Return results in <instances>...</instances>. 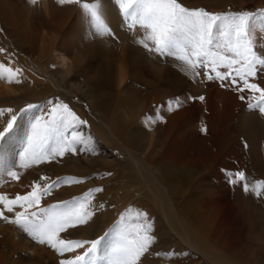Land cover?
I'll use <instances>...</instances> for the list:
<instances>
[{"label": "bare ground", "instance_id": "1", "mask_svg": "<svg viewBox=\"0 0 264 264\" xmlns=\"http://www.w3.org/2000/svg\"><path fill=\"white\" fill-rule=\"evenodd\" d=\"M203 1L212 8L217 0ZM101 2L114 37L94 35L75 4L0 0V49H5L0 63L22 70L19 83L9 82L7 74L0 78V109L19 114L28 105L43 110L48 101L67 103L87 122L77 130L91 138L90 150L77 152L78 163L65 155L21 169L19 157L32 113L25 114L0 146V193L25 194L41 175L83 178L85 183L62 185L42 200L43 207L103 187L93 204L104 207L90 224L62 236L98 238L131 208L148 214L157 238L141 264H264V194L257 197L228 180V173L238 171L244 172L246 182L264 180V114L248 108L249 102L255 103L253 94L245 90V102L236 103L218 80L203 82L175 58L148 52L137 43L142 30L127 29L113 0ZM252 82L264 87V78ZM176 99L182 106L173 104L169 110L168 102ZM8 119L5 113L0 128ZM114 147L127 153L128 162L146 163L138 192L115 176L87 177L89 167L101 173V166L117 170L126 164L111 154ZM13 166L18 181L6 174ZM168 251L178 255H155ZM73 255L61 257L0 220V264H60Z\"/></svg>", "mask_w": 264, "mask_h": 264}, {"label": "snow or ice", "instance_id": "2", "mask_svg": "<svg viewBox=\"0 0 264 264\" xmlns=\"http://www.w3.org/2000/svg\"><path fill=\"white\" fill-rule=\"evenodd\" d=\"M37 2L38 0H29L33 5ZM57 2L62 5H78L94 35L114 37L105 20L101 0ZM113 2L118 6L129 31L137 28L142 30L143 37L137 43L145 50L161 57L175 58L194 78L200 76L203 70L207 80L227 82V86L235 87L239 92L248 90L253 94L251 99L255 101L249 102L248 108L257 109L264 114V87L252 82L257 78H264V52L258 48V43L264 41V37L259 35L264 33V9L258 12L211 13L203 8L190 9L180 0ZM0 52H5V49H0ZM5 74L9 82L19 83L22 70L0 63V78ZM239 98L246 99L243 95ZM198 99L202 101L204 97L200 96ZM173 104L177 108L182 106L179 99L169 101V110ZM39 109L40 105H28L19 114L10 108L0 109V118L5 113L9 114L6 126L0 128V146L13 135L18 120L25 114L32 113L19 157V168L30 169L69 153L76 154L81 149L90 150L91 138L77 130L87 122L80 119L67 103L48 101L45 109ZM15 167L6 174L18 181L20 175L14 170ZM106 175L110 176L111 173ZM228 180L257 197L264 194V180L246 182L247 178L242 171L228 173ZM85 182L83 178L77 177L61 179L41 175L32 182L31 190L25 194L10 197L6 193H0V220L18 226L32 240L40 245H47L61 257L74 253L70 258H62L60 264H141L142 258L150 253L157 242L154 225L142 210L134 211L129 208L121 214L112 228L95 239H73L68 235H61L90 224L97 211L104 207L103 204H93L97 194L104 191L103 187L92 188L70 200L41 206L42 200L52 196L60 186ZM30 209L36 210L29 211ZM155 255L173 258L178 254L168 251Z\"/></svg>", "mask_w": 264, "mask_h": 264}, {"label": "rangeland", "instance_id": "3", "mask_svg": "<svg viewBox=\"0 0 264 264\" xmlns=\"http://www.w3.org/2000/svg\"><path fill=\"white\" fill-rule=\"evenodd\" d=\"M193 0H186V1H181L186 7L190 8V9H199V8H203L208 12L211 13H228V12H240V11H250V12H258L259 10L264 9V5L260 4V2H264V0H240V2L242 1L243 4L241 5L240 3L234 2L233 0H214L216 1L215 3H213L216 7H219L221 5H224V3L226 2V4L223 6L224 8H215V6L213 5V7L211 8L209 5H205V1H201V0H195V2ZM237 1V0H235ZM198 2V3H197ZM187 3V4H186ZM196 5H195V4ZM229 3H235V5L233 4H229ZM199 4V5H198ZM229 4V5H228ZM259 32V30H258ZM260 36L264 37V33H259ZM263 45V41L258 43V48L260 49V47ZM223 71V69H221ZM201 81L203 82H209V80L205 79V75L203 73V70H201V75L199 76ZM205 79V80H204ZM217 83H221V85L226 86L227 89L230 91L233 100L239 103H241L243 100H241L240 98H238V96L240 97L241 95L245 96V91L244 92H239L237 91V89L235 87H231V86H227V82H221L218 80ZM243 93V94H242ZM236 97V98H235ZM238 99V101H237ZM241 100V101H240ZM165 101V100H163ZM245 102V100H244ZM157 102L153 103L152 107H151V112H155L156 107H157ZM206 114H208V111L205 112ZM200 122V120H199ZM200 124H202L200 122ZM105 139L106 136H105ZM109 141V140H108ZM162 142V141H161ZM233 142V141H232ZM231 142V143H232ZM236 142H233L231 146H235ZM160 148V146H158ZM163 148V147H162ZM123 149L119 148V151H117L115 149V147L113 148V151L111 152V154L115 155L119 160L121 161H127L126 164H121L118 165L117 170H115V166H101L105 168V171L100 173V170H97L98 168H92L89 167V173L88 171H86L87 173V177L91 178L93 177L95 174H99L100 176H105L104 178H108L110 176H115L117 177L119 180L121 181H125L128 182L126 184H124V186L128 185L131 186L132 189L135 190V192H138L140 188H142L144 185H139L140 183L137 182V180L139 179V181L141 180V175L143 174H147V170L144 171L142 170V166H145V168L147 169L146 163L142 162L141 166L136 165L133 162H128V159L126 158V152L125 151H121ZM66 156H69L70 161H75L78 163V161H81V155L76 153V154H66ZM158 157H162V152H159V154L157 155ZM98 160H103V158H99ZM104 161H107L106 159ZM109 170H112V172H110ZM111 173L110 176L106 175L107 173ZM92 173V174H91ZM94 174V175H93ZM130 179H132L133 181L130 182ZM123 181V182H124ZM150 206V205H149ZM151 207V206H150ZM146 209H148L146 207Z\"/></svg>", "mask_w": 264, "mask_h": 264}]
</instances>
